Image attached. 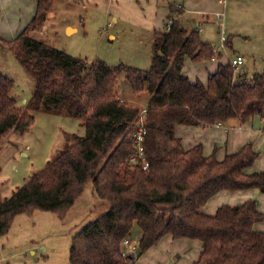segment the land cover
I'll list each match as a JSON object with an SVG mask.
<instances>
[{
    "label": "trees",
    "instance_id": "trees-1",
    "mask_svg": "<svg viewBox=\"0 0 264 264\" xmlns=\"http://www.w3.org/2000/svg\"><path fill=\"white\" fill-rule=\"evenodd\" d=\"M56 0H37L30 23L12 40H2L36 82L23 107L13 96L15 80L0 72V145L12 131L24 133L37 112L79 119L84 135L66 133L64 149L33 173L10 197L0 196V236L19 214L52 211L64 217L91 182L110 210L84 226L72 239L70 264H135L166 236L201 242L193 264H264V221L257 200L221 205L215 214L205 204L223 190L259 189L264 171L249 173L258 158L251 143L219 160L201 144L186 149L176 128L211 126L264 114V69L251 78L220 63L206 83L184 74L186 59L209 61L221 51L198 29L178 19L154 33L151 65L143 70L103 60L87 61L34 37L45 27ZM175 10V6H170ZM226 41V45L230 44ZM125 73L135 94L147 92L144 162H131L136 148L128 137L142 113L118 96ZM140 229L138 249L124 254V240ZM134 254L133 257L130 255Z\"/></svg>",
    "mask_w": 264,
    "mask_h": 264
},
{
    "label": "rangeland",
    "instance_id": "rangeland-1",
    "mask_svg": "<svg viewBox=\"0 0 264 264\" xmlns=\"http://www.w3.org/2000/svg\"><path fill=\"white\" fill-rule=\"evenodd\" d=\"M83 1L76 3L74 0H57L52 10L54 14L45 27H32L31 34L52 47L89 62L100 59L111 66L125 64L146 70L151 65L154 33L169 30L176 19L183 23L179 5H175V10L170 9V14L165 17V27H160L163 23L160 13L156 17L154 10L148 5L144 6L141 0L123 3L122 18L116 20L117 15L113 9L104 13V9L105 12L109 9V1L104 6L103 0H90L89 3ZM94 2L99 5L96 6ZM67 24L78 30L73 32ZM196 26V22L191 24V27ZM111 33L115 38H110ZM217 48L223 50L220 45ZM217 54L212 60L221 59L220 62H223V57L227 56L226 52ZM240 68L235 69L237 74L241 72ZM0 72L15 80L13 96L17 106L23 107L31 98L36 82L7 47L3 50L0 48ZM183 72L192 81L201 80L206 83L208 80V77L204 78L206 74L199 62L190 59H186ZM118 96L142 112L150 98L147 92L135 94L125 73L119 76ZM66 133L82 136L86 130L79 119L37 112L35 123L28 130L24 133L12 130L3 139L0 145L2 200L10 197L33 173L46 167L58 156L66 145ZM110 207L109 202L100 198L89 182L64 217L42 210L17 215L8 233L0 236V264H70L73 237L84 226L107 213ZM138 229L135 224L130 240L137 236ZM137 237L134 241L139 243Z\"/></svg>",
    "mask_w": 264,
    "mask_h": 264
},
{
    "label": "crops",
    "instance_id": "crops-1",
    "mask_svg": "<svg viewBox=\"0 0 264 264\" xmlns=\"http://www.w3.org/2000/svg\"><path fill=\"white\" fill-rule=\"evenodd\" d=\"M36 1L0 0V30H3L0 31L1 41L14 39L30 23L36 12ZM74 1L77 3L79 0ZM89 1L86 0L87 3ZM108 1L109 9L106 12L104 9V13L113 9L117 15L116 20L122 18L123 3L127 4L128 1L134 0H103V6ZM220 1L141 0L144 6L148 5L154 10L156 17L160 13L163 20L160 27L165 24L170 14V6L179 5L181 20L186 28L198 29L205 42L215 47L219 45L223 47L220 53L226 52L227 55L223 57V62H220L221 59L199 62L206 74L204 78L214 73L220 63H227L237 55H243L246 60L240 68V73L251 78L255 72L264 69V0H224L223 3ZM94 3L96 6L99 5L97 2ZM193 22L197 23L196 27H191ZM67 26L72 28L73 32L78 30L71 24ZM112 36L115 38L113 33L110 34V38ZM227 40L231 41V47L226 45ZM0 48L4 49L1 42ZM176 134L186 149L201 144L206 156L215 154L219 160L251 143L258 152V158L248 172L264 171V114L257 115L247 122L231 119L206 127L180 125L176 128ZM248 200H257L258 208L264 212V192L259 189L220 191L205 204L203 211L212 215L221 205H239ZM255 229L264 231V221L257 223ZM138 231L137 236L140 237ZM201 247L202 244L198 240L173 239L166 236L145 254L136 256L135 264H193L200 257Z\"/></svg>",
    "mask_w": 264,
    "mask_h": 264
},
{
    "label": "built area",
    "instance_id": "built-area-1",
    "mask_svg": "<svg viewBox=\"0 0 264 264\" xmlns=\"http://www.w3.org/2000/svg\"><path fill=\"white\" fill-rule=\"evenodd\" d=\"M220 2L223 3L224 0H221ZM217 49L218 48L216 47L215 51H217ZM231 63L235 69H238L245 64V59L242 55H238L231 60ZM145 119H146V110H144L141 113L140 119L136 122L133 129L129 133L128 137L132 140V143L136 148V154L133 157H131V162H139V161L144 162L143 167L147 169L148 163L147 160H145V158L143 157L145 152L144 145L147 134ZM124 246H125L124 254H130L137 250L138 242L126 238L124 240Z\"/></svg>",
    "mask_w": 264,
    "mask_h": 264
},
{
    "label": "water",
    "instance_id": "water-1",
    "mask_svg": "<svg viewBox=\"0 0 264 264\" xmlns=\"http://www.w3.org/2000/svg\"><path fill=\"white\" fill-rule=\"evenodd\" d=\"M130 256H131V257H133V256H134V254H131Z\"/></svg>",
    "mask_w": 264,
    "mask_h": 264
}]
</instances>
